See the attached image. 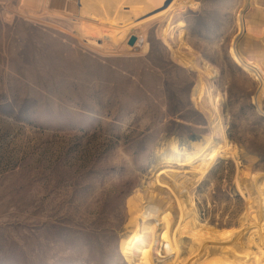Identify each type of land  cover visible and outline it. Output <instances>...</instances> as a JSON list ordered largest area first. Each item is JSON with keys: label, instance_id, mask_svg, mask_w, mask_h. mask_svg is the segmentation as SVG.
Listing matches in <instances>:
<instances>
[{"label": "rangeland", "instance_id": "obj_1", "mask_svg": "<svg viewBox=\"0 0 264 264\" xmlns=\"http://www.w3.org/2000/svg\"><path fill=\"white\" fill-rule=\"evenodd\" d=\"M245 6L0 0V264H128L127 199L170 139L222 142L264 173V83L229 53ZM238 162L188 193L200 222L236 225Z\"/></svg>", "mask_w": 264, "mask_h": 264}, {"label": "bare ground", "instance_id": "obj_2", "mask_svg": "<svg viewBox=\"0 0 264 264\" xmlns=\"http://www.w3.org/2000/svg\"><path fill=\"white\" fill-rule=\"evenodd\" d=\"M245 8L235 24L240 31L244 26L246 34L231 42L229 53L255 76L260 74L264 83V0H246ZM261 87L258 103L264 94ZM227 153L247 163L238 162L235 178L244 208L235 226L217 228L199 221L188 193ZM181 162L191 166L190 172L172 170ZM256 163L245 151H230L219 141H208L206 147L201 142L189 147L175 139L164 142L150 178L126 202L128 217L119 248L128 264H264V173L254 170ZM218 254L224 256L214 260Z\"/></svg>", "mask_w": 264, "mask_h": 264}, {"label": "water", "instance_id": "obj_3", "mask_svg": "<svg viewBox=\"0 0 264 264\" xmlns=\"http://www.w3.org/2000/svg\"><path fill=\"white\" fill-rule=\"evenodd\" d=\"M135 42H136V37H135V36H132V37H130V39L128 40L127 44H128L129 46H133V45L135 44Z\"/></svg>", "mask_w": 264, "mask_h": 264}]
</instances>
